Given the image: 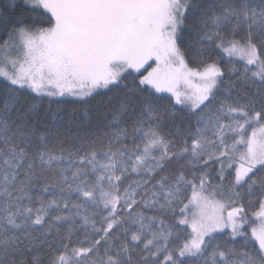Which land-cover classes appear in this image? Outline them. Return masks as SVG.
<instances>
[{"label": "snow or ice", "instance_id": "1", "mask_svg": "<svg viewBox=\"0 0 264 264\" xmlns=\"http://www.w3.org/2000/svg\"><path fill=\"white\" fill-rule=\"evenodd\" d=\"M4 7L0 264H264V0Z\"/></svg>", "mask_w": 264, "mask_h": 264}, {"label": "trees", "instance_id": "2", "mask_svg": "<svg viewBox=\"0 0 264 264\" xmlns=\"http://www.w3.org/2000/svg\"><path fill=\"white\" fill-rule=\"evenodd\" d=\"M13 2L20 4L22 3V0H0V14H3L0 15V43H2V41L7 38L8 31L16 25V21L18 18H22L25 23H30L32 19L36 18L38 14L42 12L41 9H36L35 12H25L21 7H17L15 9H6L4 7L5 5H10ZM3 16L8 17L7 24L4 23ZM4 83H6V81H4L2 77H0V85ZM107 99L108 97L97 96L95 100L90 101L89 105L84 107H81V105L65 104L63 105V111L61 113H57V115H63L65 119L71 116L75 118L77 122H79L85 119L84 111L86 108L88 111V119L94 122L96 109L100 107L99 102L107 101ZM56 108L57 105L52 104L50 109L47 98H45L43 105L39 108V117L41 123L38 125V127L41 129V131L45 130L46 126H48L52 122L53 114L56 112ZM212 175H215V173L213 172Z\"/></svg>", "mask_w": 264, "mask_h": 264}, {"label": "rangeland", "instance_id": "3", "mask_svg": "<svg viewBox=\"0 0 264 264\" xmlns=\"http://www.w3.org/2000/svg\"><path fill=\"white\" fill-rule=\"evenodd\" d=\"M146 74V73H145Z\"/></svg>", "mask_w": 264, "mask_h": 264}]
</instances>
